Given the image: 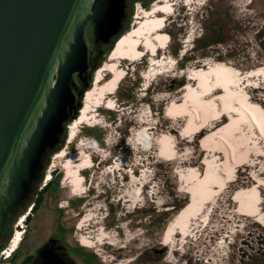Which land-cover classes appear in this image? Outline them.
<instances>
[{"label": "rangeland", "instance_id": "1", "mask_svg": "<svg viewBox=\"0 0 264 264\" xmlns=\"http://www.w3.org/2000/svg\"><path fill=\"white\" fill-rule=\"evenodd\" d=\"M166 3L173 6L172 13L158 17L168 19L167 30L166 21L163 23V30L168 36L167 47L154 56L144 48H139L140 56L130 60L112 61L113 49L103 57L99 68H103L100 71L102 82L88 96V108L84 120L73 130L71 127L76 121L70 123L64 144L50 158L41 184L43 187L46 181L55 180L56 174L60 173L65 177L64 183H60L58 190L49 196V207L59 208L60 203L65 205L69 210L66 216L69 217L67 222L70 226L74 224L73 220L78 217L80 211L82 213L79 218L82 220L78 223H82V229L88 223L97 222L95 224L97 231L90 233L94 235L91 241L96 245V251L98 248L108 247L106 248L108 253L103 254L110 255H107L106 262H103L102 259L99 261L100 258L94 252L97 264H212L217 259L223 264L225 257L231 260L232 257L236 258L234 253H238L243 240L247 239L250 233L264 230V227L255 221L254 216L245 217L247 215L236 214L237 203L232 201L235 190L238 192L253 185L257 186L254 198L259 199V214L264 216V134H261V131L253 127L250 122L248 123L246 115L245 117L242 113L236 115V127L226 130L225 133L236 149V156L233 154L232 157L228 156L226 147H222L223 150L226 149L224 153H220L217 149L212 152L202 151L200 141L203 133L196 136L204 128H211L205 130L210 134L216 129L213 128L215 124L224 125L229 120L226 116L220 117L219 121L209 120L207 124L202 125L191 143L182 139L176 143V139L170 135L175 139L176 154L172 160L163 159L158 153V143L165 134H172L176 129L181 131L186 123L187 117L177 120L168 118L164 108L166 109L172 102H180L182 88L185 87H181V84H186L188 81L187 84L197 86L196 81L188 79L194 68L206 69L219 64L228 68L233 79L237 80L232 88L238 97L231 96L233 98V101L230 98L231 103H238L245 96L244 98L249 100V105L258 108V113H263L264 118V0H150L148 5L142 6L137 2L126 33L137 29L136 21L142 20L144 12ZM197 9L200 11L208 9V12H205L206 17L188 22L192 16L189 11L193 12ZM199 35L204 37V43L208 45L202 51L205 56H200L197 52L192 53L195 50L194 45L197 44L196 37ZM177 49L180 52H177ZM182 53L184 55H181ZM202 62L206 63L201 66ZM257 71H263V74L251 76ZM249 74L251 77L248 76ZM115 78H118V81L114 86L112 84L111 87L108 86ZM174 80L179 81V84H174ZM248 84L252 85L248 86ZM102 89L105 90L104 94L102 93L105 99L100 96ZM108 91L112 93L109 94ZM216 94L223 93L217 90ZM241 115L244 121L246 118L245 122ZM70 129L71 136H69ZM217 142L212 139L209 145H219ZM117 158L125 161L128 168L143 169L146 178L150 175L146 173L147 169L158 166L160 173L173 184L178 201L167 216L159 217L157 225L153 222L157 215L150 212L146 214L147 221L141 229H132L131 225L134 223L130 221L126 223L124 235L117 234L115 229H103L105 224L101 217L105 212L103 211L104 214L100 212L104 202L101 197H97V193L89 195L88 188L94 172L101 170L102 164H108L110 160ZM204 159H208L217 167L212 172L222 178L225 188L215 187L209 182L199 185L200 205L195 204L188 211L187 216L178 221L181 228L174 231L172 242L169 244L171 248L166 246L168 252L151 259L152 262L145 254L151 248L165 247L163 245L165 229L193 199L187 192L190 186L182 179L183 175H188L190 167H195L200 173H204L202 165ZM225 162L229 168L227 172ZM69 171L79 172L83 187L80 189L73 187L72 178H66ZM46 176L51 180H46ZM211 197L212 202L205 204ZM88 202L93 203L87 205ZM84 203L86 205L82 208ZM86 207L88 211L85 210ZM206 207H210L208 211ZM206 211L207 217L202 227L196 230L201 225V217ZM25 215L15 220L12 238L4 249L10 251L11 247L18 246L12 239L14 233L20 230L17 234L23 233V241L19 245L21 257L28 252L27 239H25L27 226L22 221ZM87 215L89 219L85 220ZM74 230L84 234L82 230L76 228ZM221 240H224V244L221 243L220 246ZM233 240L234 242L237 240L238 245L228 243ZM105 241L112 242L113 245L104 244ZM233 247L237 249L233 250ZM221 248L222 251L219 250ZM3 251H0V264H9L3 262L8 261L2 258ZM202 257L207 258L208 263ZM208 257H212L213 261Z\"/></svg>", "mask_w": 264, "mask_h": 264}, {"label": "water", "instance_id": "2", "mask_svg": "<svg viewBox=\"0 0 264 264\" xmlns=\"http://www.w3.org/2000/svg\"><path fill=\"white\" fill-rule=\"evenodd\" d=\"M133 12L131 0H0V250ZM32 264L75 262L53 240Z\"/></svg>", "mask_w": 264, "mask_h": 264}, {"label": "flooded vegetation", "instance_id": "3", "mask_svg": "<svg viewBox=\"0 0 264 264\" xmlns=\"http://www.w3.org/2000/svg\"><path fill=\"white\" fill-rule=\"evenodd\" d=\"M131 1L134 2L135 0ZM144 1L147 5L150 2V0ZM140 3L141 6L144 5L143 2ZM203 7H205V5ZM205 12H208V9L203 11H200V9H197L193 12L189 11V14H192V16L190 19H188V22H190V20L192 22L194 19H204L206 17ZM162 19L164 20V23L166 21L167 30L169 24L167 23L168 19ZM174 21L175 19L173 20V22ZM196 40L195 42H197V44L194 45L195 50L192 53L197 52L200 53V56H205L202 51L204 48L208 47V45L204 43V37H202V35H199L196 37ZM177 52H180V50L177 49ZM181 55L184 54L182 53ZM205 63L206 62H202L201 66H203ZM173 82L174 84H179V81L174 80ZM186 84H181V87L186 86ZM219 126L215 124L213 128L215 129ZM210 129L204 128L200 133H198V135H196L199 136L203 133V136H201L202 139L200 141V144L204 140V138L209 135V133L205 132V130ZM177 131L181 132L180 129ZM181 138L183 140H186V142L188 143L192 142L189 139H185L183 136H181ZM47 167L43 173L39 187L35 191L31 201L25 208L26 210L24 214L26 215L22 220L27 226V230H25V239H27L28 252L23 257H21L20 252L14 256V252L18 249L21 241L23 240V233H20L22 234V238L20 239L18 246H16L15 251L11 254L10 257L4 259L8 261L3 262H8L9 264H32L35 261L40 248L53 240L55 241V244L57 246L63 248V250L71 258V260L75 262V264H97V257L94 255V252L96 253V255H98V258H100L99 261L102 259L103 262H106L105 258L108 254L104 255L103 253H108V250L106 249L108 247H105V249L98 248V250L96 251V245L91 241L94 235H90V233H94L95 231H97V227L95 225L97 222L93 221L92 223H88L86 226H84V229H82V223H78V221L82 220V218H79V215L82 213L80 211L77 214L78 217H75V219L73 220L75 221L74 224L70 226L67 222L69 217L66 216L69 213V210H67L65 205L60 203L59 208L49 207V196L58 190L60 183H64L65 177H62V175L58 173L56 174L55 180L46 181L45 185L42 187L41 184L44 180ZM101 168V170L94 172V175L89 183L88 193H90L89 195H94L95 193H97V197H101L102 201L104 202L103 209L100 212L101 214H104L105 212L103 217H101L102 219H104L102 222L105 224V228L103 229H115L117 234L124 235L127 221L134 223V225H131L132 229H141L142 227H144V222L147 221L146 214L150 212L157 215V217L153 220L154 225H157L159 222V217L167 216V214L170 213V211L175 207V204L178 201V196L174 194L175 188L173 187V184L170 183L167 177L160 173V171L158 170V166L151 167L149 170L147 169L146 173L150 174L149 176H147V178L144 175L145 171L143 169L128 168L125 161H122L119 158L110 160L108 164H102ZM49 177L46 176V180H51L49 179ZM236 191L237 190H235L234 192ZM234 196L235 195L232 196V201ZM91 203L88 202L87 205H90ZM85 205L86 204L84 203L82 208H84ZM209 208L210 207H206L207 211L209 210ZM85 210L88 211V207H86ZM207 211L201 217L202 223L196 230L202 227V224L207 217ZM235 213L240 216H245L237 213L236 209ZM88 219L89 215L85 217V220ZM255 221L257 222L256 219ZM261 226L264 227L263 225ZM75 228L77 230H82L84 234H87V236L78 233L74 230ZM167 228L165 229L164 234ZM18 231L20 232V230H17V232ZM17 232L14 233V238L15 236H17ZM100 234L104 236L103 233ZM14 238L12 239V241L14 240ZM84 239L87 243H90L85 245L83 243ZM237 240L236 242H234V240L232 242L228 241V243L238 245ZM223 241L224 240L220 241V246L221 243L224 244ZM242 243V246L238 249V253H234L233 251L234 255H236V258L232 257L233 260H231L230 258L225 257V261L223 264H264L263 229L262 231H255L250 233V236L247 239L243 240ZM104 244H108L109 246L113 245V243L109 241H105ZM163 245L165 246L163 248H151L150 251H148L146 254L144 253L145 256H147L149 260H153L156 256L166 254L168 252L166 246H168L169 248L171 247L165 244L164 240ZM234 249L236 250L237 248L233 247V250ZM170 250L172 251V249ZM219 250L222 251L223 249L221 248ZM208 258L210 261H213L212 257ZM204 259L206 260L205 262L208 263L207 258ZM197 261L199 262L200 259L198 258ZM212 264L222 263L221 260L217 259L216 262Z\"/></svg>", "mask_w": 264, "mask_h": 264}, {"label": "bare ground", "instance_id": "4", "mask_svg": "<svg viewBox=\"0 0 264 264\" xmlns=\"http://www.w3.org/2000/svg\"><path fill=\"white\" fill-rule=\"evenodd\" d=\"M172 10L173 6L170 3H166L159 4L158 7H154L151 11H146L147 13L144 12L145 14L143 13L144 15L142 20L136 21L137 29L129 31L128 33L120 37L116 42L111 53V60L117 61L138 58L141 54L139 53V48H144V50H146L152 56L156 55L160 50L165 49L168 44V36L167 33L163 31L164 20L159 18L158 16L170 15L172 13ZM219 65H212L211 67H208L206 69L194 68V71L191 70L192 72L190 73L188 79L196 81L197 86L195 87L187 84L185 87H183V94L182 98L179 100L180 102L170 103L165 109V115L168 118L175 120L187 117L186 123L181 129L180 136H183L185 139L192 140V138L195 136V134H197L202 125L207 124L209 120H211L212 122L219 121L220 117H224L228 114L226 116L229 119L228 122H226L221 127L216 128L206 138H204V140L201 142V148L202 151L204 150L206 152H212L217 149L220 153H224L226 149L223 150L222 147H226L228 148V156L231 155L232 157V154L236 156V149L231 143V140L225 136V133L226 130H229L230 128L234 129L236 127L237 122H235V119L237 117L235 116H238L241 113L244 115V117L246 115V118L249 120L248 123L250 122L253 127L260 130L261 134H264V118L262 116L263 113H258V108H253L251 105H249V100L247 98H244L245 96H243V100L241 101L236 100V102L238 101V103H231L230 98L238 97L237 93H235L232 88L234 85H236L237 80L233 79L228 68ZM112 69L114 68L112 67ZM101 70H103V68L98 69L97 73L95 74L93 86L89 91H87V94L84 97L83 107L74 126L71 127L72 130L77 124L81 123L84 120V114L86 113L88 108V96L91 92H94L96 86L102 82V79L100 78ZM262 74L263 71H257L252 73V75L249 74L248 76ZM117 81L118 78H115L112 82L109 83L108 86L111 87L110 84L114 86ZM251 85L252 84H248V86ZM217 90L222 91L223 94L217 95ZM103 91L105 90L102 89L100 93L101 98H103ZM108 93L110 94L112 93V91H108ZM226 94L229 95L227 96ZM103 99H105V97ZM241 117L243 116L241 115ZM72 130L69 132V136H71ZM235 134H237V131H235ZM212 139L218 141L217 143L219 145H217L216 143L215 144L217 146L209 145V141H211ZM158 144L159 156L163 159L172 160L176 154L175 139L170 135L165 134L164 138L161 139ZM58 155L62 156V154ZM202 165L204 167V173H200L199 169L195 167H190V170L187 173L188 175H183L182 179L186 180L187 184L190 186V190H188L187 192L188 194L192 195L193 199L188 207H186L178 214L173 223H170L171 225L169 224L170 226L168 227L164 235V243L167 245L171 244L174 231L181 228L180 224H178V221L185 218L188 211H190L191 208L195 206V204L200 205V191H198L199 185L209 182L215 187H224V184L221 180L222 178L218 176V174H214L215 172H212V170L217 167L208 159H204L202 161ZM224 166L227 172L229 169L227 167V162H225ZM67 177L72 178V185L74 188L80 189L81 187H83L81 183V176L78 171H69L66 178ZM228 181L231 180L228 179ZM256 189L257 186L254 187L253 185V187L249 189L239 190L233 197V201L237 203V213L247 216H254L257 222L264 226V216H261L262 214H259V199L256 197L254 198L255 194L257 193ZM218 193L220 194V192ZM212 199L213 198L211 197L210 200L206 202L204 201L205 204L212 202ZM204 206L205 205H203V208ZM20 236L21 234L19 233L17 234V236H15V238L13 237V242L18 244ZM85 239L83 240V243L85 245L90 243H87ZM15 249L16 247H11V250L13 252L15 251Z\"/></svg>", "mask_w": 264, "mask_h": 264}, {"label": "trees", "instance_id": "5", "mask_svg": "<svg viewBox=\"0 0 264 264\" xmlns=\"http://www.w3.org/2000/svg\"><path fill=\"white\" fill-rule=\"evenodd\" d=\"M137 2H143L144 5H147L146 2H145L144 0H135V1L132 2V3L134 4V3H137ZM128 28H129V25H128V27H127V29H126L125 32H127ZM117 41H118V38H115V39L113 40V43H112V44H111V45L105 50V55H106L108 52H110V51L114 48L115 43H116ZM102 62H103V58L101 59V61H100V63H99V68L101 67ZM118 88H119V87H118ZM65 139H66V136H65L64 139H63V144H64ZM62 146H63V145H61L60 147H58L57 149H55V150L53 151V153L50 154L49 159H48V162H47V166H48V164H49V160H50V158H51L55 153H57V152L62 148ZM47 166H46V167H47ZM40 182H41V180H40ZM40 182H39V185H40ZM39 185H38V187H39ZM38 187H37V188H38ZM25 210H26V209H23L20 213H18L17 216L15 217L14 221L11 223V232H10V234H9L8 239H7V240L4 242V244L2 245V248H1L0 251H3V250L7 247L8 243H9V241L11 240L12 235H13V224H14L15 220H16L19 216H21V215L24 214ZM22 241H23V240H22ZM19 248H20V246H19L18 249L14 252V256L17 255V254L19 253ZM0 261H1V259H0Z\"/></svg>", "mask_w": 264, "mask_h": 264}, {"label": "built area", "instance_id": "6", "mask_svg": "<svg viewBox=\"0 0 264 264\" xmlns=\"http://www.w3.org/2000/svg\"><path fill=\"white\" fill-rule=\"evenodd\" d=\"M140 5V4H139ZM11 252H12V250H10V251H3L2 252V258H4V259H7L8 257H9V255L11 254Z\"/></svg>", "mask_w": 264, "mask_h": 264}, {"label": "clouds", "instance_id": "7", "mask_svg": "<svg viewBox=\"0 0 264 264\" xmlns=\"http://www.w3.org/2000/svg\"><path fill=\"white\" fill-rule=\"evenodd\" d=\"M13 253V252H12Z\"/></svg>", "mask_w": 264, "mask_h": 264}]
</instances>
